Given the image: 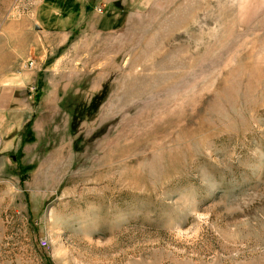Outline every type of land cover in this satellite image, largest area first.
<instances>
[{"label": "rangeland", "instance_id": "1", "mask_svg": "<svg viewBox=\"0 0 264 264\" xmlns=\"http://www.w3.org/2000/svg\"><path fill=\"white\" fill-rule=\"evenodd\" d=\"M49 2L0 0V264H264V0Z\"/></svg>", "mask_w": 264, "mask_h": 264}, {"label": "crops", "instance_id": "2", "mask_svg": "<svg viewBox=\"0 0 264 264\" xmlns=\"http://www.w3.org/2000/svg\"><path fill=\"white\" fill-rule=\"evenodd\" d=\"M49 15V26H60L63 32L73 31L76 27L90 20L94 10H91L89 0H66V2H49L43 7ZM56 15V16H54Z\"/></svg>", "mask_w": 264, "mask_h": 264}, {"label": "built area", "instance_id": "3", "mask_svg": "<svg viewBox=\"0 0 264 264\" xmlns=\"http://www.w3.org/2000/svg\"><path fill=\"white\" fill-rule=\"evenodd\" d=\"M39 243L41 246H44V239H40Z\"/></svg>", "mask_w": 264, "mask_h": 264}, {"label": "bare ground", "instance_id": "4", "mask_svg": "<svg viewBox=\"0 0 264 264\" xmlns=\"http://www.w3.org/2000/svg\"><path fill=\"white\" fill-rule=\"evenodd\" d=\"M47 243H46V241L44 240V246L46 245Z\"/></svg>", "mask_w": 264, "mask_h": 264}]
</instances>
